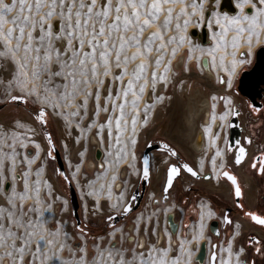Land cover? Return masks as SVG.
Masks as SVG:
<instances>
[{
    "label": "snow or ice",
    "instance_id": "obj_1",
    "mask_svg": "<svg viewBox=\"0 0 264 264\" xmlns=\"http://www.w3.org/2000/svg\"><path fill=\"white\" fill-rule=\"evenodd\" d=\"M221 7V0H0V73L7 70L11 77L5 89L8 97L13 101L31 100L36 106L35 120L41 125H47L46 115L51 109L66 128L81 130L77 143L94 127L98 129L95 135L103 143L101 133L107 129L108 144L101 176L109 172L111 175L89 190L88 195L97 197L94 209H100L99 197L103 194L114 210L123 203L120 211H131V201L124 203L123 191L111 202L112 189L121 187L116 183L121 174L120 166L126 163L128 168L132 167L130 160L136 158L138 133L149 123L150 110L165 99L163 94L156 95L158 85L167 88L176 78L173 60L179 49L187 41V61H190L199 47L187 37L189 24L207 25L213 44L200 48V56L207 53L211 57L210 64L203 62V68L216 72L217 81L221 85L227 83L229 88L238 66L245 63L243 57L251 55L253 44L264 45V0H235L238 11L234 15L220 11ZM241 44L247 45V52L238 55L236 49ZM200 56H196L198 64ZM187 61L183 69L186 73L189 72ZM133 62L130 69L129 64ZM178 64L179 61L176 66ZM221 73H227V79ZM183 84L181 80L180 85ZM13 87L20 95H11ZM211 99L215 101L217 97L213 95ZM221 99L229 106V110L219 116L220 121H225L229 114L237 113L231 108L229 97ZM211 107L215 110V103ZM253 111L260 109L254 107ZM102 112L107 114L103 123L99 120ZM212 119H216L214 114ZM83 123H87V129L82 127ZM18 128H26L27 132L20 133ZM210 129V124L204 125L206 134ZM29 134H34L33 129L20 120L13 121L9 128L0 124V264H193L194 253L190 247H185L191 241L181 240L179 253L169 255L175 243L169 231L161 232L156 225L142 223L150 220L142 215L135 217L128 233L123 228H113L108 233L107 245L94 244V253H89L86 241L75 247L68 245V234L62 230L60 221L54 229L48 227L52 204L40 206L41 188L48 189L46 195L51 199L52 185L47 179L43 182L39 178L29 179L40 145L36 144V156L23 155L18 159L17 147L26 146L24 138ZM44 137L52 146L51 133L45 131ZM210 142L215 144V137ZM27 143L36 142L28 139ZM237 144L235 163L239 165L247 153L239 141ZM164 147L169 146L164 144ZM169 151L177 155L174 149L169 148ZM228 151H233L231 146ZM47 155L51 157L53 152L49 150ZM221 155V150L217 149L212 157L213 178H227L235 196L240 197L238 178L223 170V162L220 170L216 169V157ZM78 156L83 163L85 150L79 151ZM143 159V177L147 178L150 175L148 158ZM18 166L22 169L19 172ZM252 167L264 174V155L255 159ZM80 168L81 164H77L76 171ZM182 169L193 177L198 174L188 163H184ZM180 171L181 166L177 164L168 166L164 193L169 192ZM41 172L42 165L36 168V176L40 177ZM75 176L73 173V178ZM93 183L88 181L89 185ZM56 199L61 197L56 196ZM164 199L167 200L166 195ZM33 200L35 208L30 203ZM200 207L206 208L207 203L202 201ZM33 212L35 216L31 215ZM208 215L215 213L209 208ZM246 215L264 225V216L255 212ZM224 220L229 221V218L225 216ZM204 227L201 213L199 230L192 240L203 239ZM117 232L120 233L118 241ZM165 236L167 246H164ZM66 247L70 253L67 260L61 256ZM254 250L262 251L260 247ZM221 251H227L229 257L235 255V264H246L240 259L245 248L240 247L233 253L231 240L227 249L222 247ZM211 260L216 264L215 251L211 253ZM220 264L233 262L230 258H221Z\"/></svg>",
    "mask_w": 264,
    "mask_h": 264
},
{
    "label": "rangeland",
    "instance_id": "obj_2",
    "mask_svg": "<svg viewBox=\"0 0 264 264\" xmlns=\"http://www.w3.org/2000/svg\"><path fill=\"white\" fill-rule=\"evenodd\" d=\"M178 7L179 5H177V8ZM12 14L13 13H9V15ZM7 26L8 25H5V27ZM191 26H197V24H195V22L189 24L187 29V37L191 40L193 45L199 46L196 48V50L193 53V59L187 61L188 44L186 41L185 44L181 46V48L179 49L176 58L173 60V65H174L173 70L177 74L176 78L174 79L173 82L169 83L167 88L163 87L162 84L158 85L159 94L156 95L165 94L167 96L170 94L172 98H174V100L176 101L178 99V96L181 94L180 81L183 80L184 85L188 89L189 94L192 93L193 89L194 90L197 89L200 90V92H203L198 95V98H202L200 97L201 95L208 98L210 103L209 112L210 113L215 112L216 114L215 113L214 114L218 117L222 113L229 110V106L225 104L224 99H221V97H229L231 99V102L233 103L232 100L233 95L227 83L221 85L219 82H217V84L219 85H216V87H210L207 84V82L202 78L195 77L193 75H190V77L186 76L185 74L186 72H184L183 70L184 61H187L189 66V72L191 74L199 73L196 56L200 55L199 54L200 48H208L211 47L213 44L211 39L206 44H202L200 40L192 39V37L194 36L190 35L189 33L190 29H192L190 28ZM147 31L148 30L146 29V32ZM231 35L232 33L230 32L228 34V37L230 38ZM261 46L264 45L254 43L252 46L251 54ZM130 51L131 49H129V52ZM236 51L238 55L240 52H247V45L241 44V46L238 49H236ZM218 55L219 53L217 52V56ZM180 57H182V61L177 67L176 63ZM248 57L249 55L243 57L245 59V63L247 62ZM226 59H230V57H226ZM207 61L211 62L210 56L207 58ZM134 63L135 62L129 64L130 69L134 66ZM245 63L239 65L238 70L241 67H243ZM213 73L215 74V72ZM224 76L225 79H227L226 73H224ZM0 79L3 80V82L0 83V122L6 128H9L12 126L13 121L20 120L22 123L31 126V128H33V132L36 127V129H38L39 131L40 137L43 139L44 142V147L39 148V156H37L35 163L31 167V173L29 179L30 181H32L39 178L41 182H43L44 179H47L52 185L51 199H49L46 195L48 189L43 187L41 188L42 202L40 206L43 208L48 203L52 204V208L50 210V215L48 218L49 228L54 229L56 227V222L60 221L62 230L64 232H67L68 234L67 244L75 247L77 245L84 244L86 241L88 251L91 254L94 253L95 251L93 247L94 244L100 243L102 247L104 245H107L108 233H110L113 230V228H123L124 232L128 233L130 231L129 225L133 224L135 217L140 215H142L145 218L150 217V220L142 221V223L148 222L150 224L156 225L158 229L159 227H161V231L163 232L165 230L164 217L166 215V221H167V216H168V213L165 212V209H169V211L174 213V220L180 224V228L176 232L173 233L169 231V233L172 235V240L175 241V243L172 245L173 250L171 253H169V255H175L179 253L180 241L186 239L187 241H191V243L190 244L186 243L185 247H190L195 257L196 252H194V249H195L196 241L192 240V237L196 234L197 229L199 230L198 226L201 223V220L198 217L199 210L197 208V205L202 201L203 202L207 201L210 207L215 212V214L218 217L222 218L221 212L216 211V204L214 202H209L207 199H209L208 197L212 195L214 198L217 197L222 200H226L225 196L227 195L224 191L225 189L224 190L221 189L222 191L219 192L209 191L206 187H204L203 183L201 185V183L197 181L200 179L194 178L190 173L182 169V165L177 164L174 158L170 157L171 160L167 163L168 161L167 154L169 156L171 155L168 153L166 149L162 148L157 144L159 140H162V142L166 140L165 135H163L162 132L160 131V127L163 126L165 120H168V117L166 116V114H164V110H165L164 106L165 107L167 106L166 101L157 103L159 106V110L157 111L158 115H155L153 121L149 119V123L142 130L139 143L135 148L137 159L135 162L133 160H130L132 167L128 168L126 163L120 166L121 174L118 180L116 181V183L121 184V187L119 189L113 187L112 189L113 195L111 202H115L117 196H119V193L123 191L125 193L124 203L131 201L132 204L131 211L129 213H123L122 211H120V209L123 207V203L119 205L117 209L114 210L109 206L110 201L108 197L103 194L99 197L100 209H94V205L96 204L97 197L88 195V192L91 188L98 187L100 183L107 181L111 175V173L109 172L106 176H101V173L104 171V169L101 167V164L106 158V149L108 144L107 129L105 128V130L101 133V135H103L104 137L103 143L100 142V137H97L95 135L96 131H98V129L95 127L91 131H88L87 135L85 137H82L80 142L77 143L76 138L78 136H81L80 129H77L75 127L66 128L64 125V121L56 117L52 113L51 109H48V114L46 115V119L48 120V123L43 127L38 121L35 120L34 110L36 106L33 105L31 100L27 102L13 101L6 94L5 89H6L7 80L11 79L7 70H5L3 73H0ZM125 79H127V77ZM211 82L212 83L216 82V79H212ZM214 88H216V90H213ZM212 94L217 97L215 101L211 99ZM11 95H20V93L18 92V90L15 89V87H13ZM129 99H131L130 95H129ZM142 103L143 102H141V106ZM213 103H215L216 105L215 111L211 107ZM150 111L152 112V109ZM106 119H107V114L102 112L99 117L100 122L103 123ZM82 127L84 129H87V123H83ZM149 129H152L153 131L150 132V134L148 135L146 132ZM16 130L20 133L27 132L26 128H18ZM45 131L51 133L53 143L61 151L63 159L65 157L64 155H67L68 151L71 149L70 152L71 155H69L70 158L68 161L64 160V164L68 178L71 184L73 185L74 189L76 190V194L79 202V206L77 209L80 218L79 227H77L76 220L73 215L72 204L70 201L69 185L67 184L64 177L58 171V166L55 160L54 153L51 157L47 155L48 151L51 150V148L44 137ZM69 133H71V135H69ZM34 134H29L27 137L24 138V142L26 144L24 148L17 147V152L20 153L18 159H20V157H22L23 155H28L29 157L36 156L37 154L36 144H38L37 137L39 135L36 134L35 132ZM142 135L146 137H143ZM92 136L95 139L94 141H91ZM224 136H225V126H222L221 135L217 136V138H219V143L212 144L210 142V144H208L210 146H208V149L205 151L204 154V161H205L204 168L205 170H209L210 174L213 173V175H214L213 165L211 166V163H213L212 157L214 156L217 147H218L217 149H221V144H223L224 142ZM28 139L35 140L36 143L35 144L27 143ZM8 142L11 143V140H9ZM65 144L68 145L67 149L65 148ZM97 145H99L102 148V152H103V156L100 159V166L97 160L95 159V153H94V148ZM228 147L229 146H227L226 143L225 153L222 154V156L216 157V169L220 168L221 162H223L224 164L225 163L224 161H227L228 163V160H230L231 155L229 153H226ZM81 150H85V157L83 158V163H81V158L78 156V152ZM129 150L131 151L130 145H129ZM153 154H156L164 158L167 164L165 163V166H163L162 174L159 177V180L155 183L153 187H151L152 175L154 169V164L152 162ZM144 157L148 158V167H149L150 175L149 177L146 178L147 183L145 185V189L142 194L140 203L138 205H135L138 195L140 194L141 182L142 179L144 178L143 177ZM108 158L111 159V157ZM186 162L195 170L194 165L192 164V162L189 160L188 157H186ZM77 164H81V168L79 172L76 171ZM172 164H177L178 166H181V171L178 174V176L174 178L173 186L170 188L169 192L164 193L163 186L164 183L166 182L167 168L169 165ZM41 165H42V172L40 174V177H37L36 168L40 167ZM21 170H22L21 167L18 166L17 172ZM73 173H76L75 178H73ZM214 179L215 181H219L217 178ZM88 181H93L94 183L92 185H89ZM124 181H127V184H124L123 183ZM165 195L167 196V200L164 199ZM56 196H60L61 199L57 200ZM65 201H67V204H65ZM30 203H32L33 208H35L36 206L35 201L34 200L30 201ZM89 207H92V209L90 210ZM94 212L95 214H93ZM31 215L35 216V212L31 213ZM46 215H48V213H46ZM109 217H111V219H109ZM209 222L210 221H208L207 224L204 223L205 227L203 230V238L212 241V236L208 232ZM167 229L170 228H168L167 226ZM132 234L134 236L136 235L135 232H133ZM230 235H228V237L225 238L223 241L221 240L219 241L217 247V253L219 248H220L219 250L221 251L222 247L224 249L228 247L227 245L229 242ZM119 237H120V233L117 232L116 233L117 241L119 240ZM100 238H102V240ZM60 239H63V237H60ZM164 240H165L164 246H167L168 237L165 236ZM58 246L59 245L57 243L56 247ZM127 246L131 247V245H127ZM239 248H240L239 245L237 244L234 245L235 251H238ZM61 256L65 260L69 258L70 253L67 247L61 253ZM229 258L232 260L233 264H235V260H236L235 255H232ZM240 259L246 262L244 255H241ZM193 264H199V263L195 259H193Z\"/></svg>",
    "mask_w": 264,
    "mask_h": 264
},
{
    "label": "flooded vegetation",
    "instance_id": "obj_3",
    "mask_svg": "<svg viewBox=\"0 0 264 264\" xmlns=\"http://www.w3.org/2000/svg\"><path fill=\"white\" fill-rule=\"evenodd\" d=\"M221 74L224 75V73ZM213 79H216V76H214ZM217 82L218 81L216 79L215 84L219 85L217 84ZM216 85L214 87H216ZM230 91L233 95V103L231 108L235 110L237 114H229L228 136L226 139V143L227 146H231L233 151L227 150L226 153H229L231 155V158L230 160H228V163L227 161H224L225 168L223 170L231 172L238 178V183L241 188L242 194L240 197H236L231 182L228 181L227 178L223 177L218 179L219 182H222L225 186H227V196H225L226 200H222L217 197L214 198L212 195L209 196V199L207 200L216 204V211L221 212L222 218L218 217L215 214L207 220V222H211L212 220L216 221L215 225L213 226V230L211 229L210 222L208 223V232L212 236V241L206 240L205 238L201 239L199 241V244L195 243L194 252L198 250L200 242H204L205 252L202 264H209L210 256L213 252L212 245L215 244L216 264H218L220 248L218 249L217 253V247L219 241H223L225 238L228 237V235L231 234L229 236V240L232 241V251L236 252L234 249L235 244L239 245L240 247H244L246 251L244 254L241 255H244L246 264H264V225L258 224L257 222L251 220L250 216L246 215V213L248 212H255L258 215L264 216V174L258 172L256 168L252 167L253 161L261 155H264V51H262L261 54L258 56V49H256L248 57L245 65L241 67L234 76ZM254 107L259 108L260 111L254 112ZM232 117L234 118L235 126H237L238 129L230 128V118L232 119ZM201 122L203 123V117L201 118ZM42 126L44 127L45 125ZM187 137L188 135L182 137L181 139L183 142L185 141L184 143H187L186 145L188 146ZM165 139L167 141L164 140L162 142V140H159L157 144L162 148L166 149L171 155L169 156L166 153L168 157L167 163L171 160L170 157L174 158L177 164L180 165L187 163L186 157H188L190 160L188 154L183 151L179 144H177L172 139L166 136ZM194 139L195 135L193 136L191 142H193ZM231 139H233L232 144L229 143ZM168 141L171 143H169ZM238 141L240 145H243L246 148L247 153L245 158L241 161L239 165L235 163V150L239 147V145L237 144ZM165 143L168 144V148L164 147ZM98 147L101 149L99 145ZM169 148L174 149L177 152V155L173 156L169 151ZM189 148L193 152L202 151L204 149V136L203 146L201 150L195 151L191 144H189ZM102 156L103 152L101 153L100 157L102 158ZM163 166H165V164ZM194 167V171L198 173L197 176H195L194 178L200 179L197 181H199L201 185V181L203 180L214 179L213 173L210 174L209 170H204L203 172H200V170H198L195 165ZM259 167L260 164L257 161V168ZM151 187H153L152 184ZM208 190L212 191L210 189ZM212 192H217V190ZM210 209L212 212H214L211 207ZM166 213H168V216L172 215V218L174 219V213H172L171 211H168ZM168 216L167 224L165 223L166 215L164 217L165 229H167V226L169 228ZM225 216L229 218V221L224 220ZM179 228L180 224L178 223V229ZM159 230L161 231V227H159ZM167 230L171 231L170 229ZM250 240H252L253 242L249 243ZM256 247H260L262 251L256 252L254 250Z\"/></svg>",
    "mask_w": 264,
    "mask_h": 264
},
{
    "label": "bare ground",
    "instance_id": "obj_4",
    "mask_svg": "<svg viewBox=\"0 0 264 264\" xmlns=\"http://www.w3.org/2000/svg\"><path fill=\"white\" fill-rule=\"evenodd\" d=\"M221 3L223 4V7H222V9H219V10L222 11V12H228L229 14H233L234 15L238 11L235 8V0H221ZM232 7H234L236 9L235 13H230L227 10L228 8H232ZM202 26H204V23L199 24L197 26H191L190 27V28H192L190 30H195L194 31L195 36L192 37V39L200 40L199 32H200ZM206 31H207V42H209V40L211 39V36H210V32L208 30L207 25H206ZM190 32L191 31H189V33ZM190 35H192V34L190 33ZM200 42H201V40H200ZM203 57L208 58L209 56L207 54H204L203 56H200V63L198 64L199 73H195L194 72L195 74H193V73L191 74L190 72H187L185 74L188 77H190V75H193L195 77L202 78V79H204L207 82V84L209 86H213L214 87L216 84H215V82L212 83L211 80L214 78V76H216V72H215V74L213 72L210 73L209 69L203 68V64H202V58ZM178 61H179V64H180V62L182 61V57H180L178 59ZM208 63L210 64L211 62L208 61ZM179 64H178V66H179ZM176 65H177V63H176ZM180 89H181V94L178 96V99L176 101L174 100V98H172V96L170 94L167 95V96L165 94H163L164 97H165V99L163 101H166V103H167L166 104L167 106L166 107L164 106V109H165L164 110V114H166V116L168 117V120H165L163 126L160 127V131L162 132L163 135H165L166 137L172 139L174 142L179 144V146L183 149V151L188 154V156L190 157L191 162L197 167L198 170L204 171L205 170V168H204V164H205L204 154H205V151L208 149V146H210L208 144H210V140H211L212 137H215V139H216L215 140V144L219 143V138H217V136L221 135L222 126H225V136H224V142H223V144H221V149H219V150H221L222 154L225 153V144H226V139H227V136H228L229 115L227 116V119L225 121H220L219 116L217 117L215 115L216 114L215 112H213V113L209 112L210 103H209L208 98L204 97L203 95L200 96L202 98H198V95L203 93V92H200V90H197V89L196 90L193 89L192 93L189 94L188 89L185 87L184 84L180 86ZM213 90H216V88H214ZM156 94H159V90L157 91ZM212 96H213V94H212ZM160 102H162V101H160ZM158 110H159V106L157 104L152 109L151 116L149 117L150 120L153 121L155 115H158V112H157ZM213 114L216 116L215 120L212 119ZM202 117H203V123L201 122V118ZM205 124H210L211 125L210 132H208L207 134L204 132V125ZM156 127H157V125H156ZM230 128L231 129L232 128L238 129V127L235 126V121H234L233 117H232V119L230 118ZM143 129H144V127L138 133L137 144L139 143L140 135L142 134V130ZM152 131H153L152 129H149L146 133L149 135L150 132H152ZM34 132L39 135V131H38V129H36V127H35ZM187 135H188V137H187L188 138V146L186 145L187 143L185 144L184 143L185 141L183 142L182 139H181L182 137H185ZM194 135H195V139H194L193 142H191V140H192ZM142 136L146 137L144 135H142ZM203 136H204V149L202 151H200V152H193L189 148V144H191V146L194 148L195 151L201 150V148L203 146ZM35 137H37V136H35ZM145 139H147V138H145ZM37 140H38V144L40 145V148H43L44 147V142H43V139L40 137V135L37 137ZM94 140L95 139L92 136L91 141H94ZM229 143L232 144L233 143V139H231ZM137 144H136V146H137ZM136 146H135V148H136ZM96 148L100 149L98 147V145L95 147V149ZM217 148H216V151H217ZM101 149H100V151L102 153ZM216 151H215V153H216ZM70 152H71V149L68 151L67 155H64L65 156L64 157L65 161L69 160V158H70L69 155H71ZM100 158H96L97 162L99 163V166H100ZM136 159H137V157L133 161L135 162ZM152 162L154 164V171H153V175H152V180H153L152 181V186H154L155 183L159 180V177L162 174V168H163V165L165 164V160H164V158L154 154L152 156ZM201 163H203V167H201ZM212 165H213V163H211V166ZM217 170H220V168L217 169ZM214 175H215V172H214ZM201 182L204 184V186L206 188H208V189H210L212 191H215V190L222 191L221 189H223V190L225 189L224 190L225 193L227 192V188H226L227 186H225L224 184L220 183L219 181H215V179L203 180ZM201 203L202 202H200L198 204L199 218L201 220V213H203V223H206L207 220L209 218H211V216L208 215V209L210 207L208 205L209 203L206 201L207 207L202 209L200 207ZM89 209L91 210L92 207H89ZM197 231H198V229H197ZM196 243L199 244V241H196ZM225 249H227V248H225ZM221 258H229V253L227 251H220L218 264H220Z\"/></svg>",
    "mask_w": 264,
    "mask_h": 264
},
{
    "label": "water",
    "instance_id": "obj_5",
    "mask_svg": "<svg viewBox=\"0 0 264 264\" xmlns=\"http://www.w3.org/2000/svg\"><path fill=\"white\" fill-rule=\"evenodd\" d=\"M221 5L223 7V4L222 3H221ZM222 7L220 9H222ZM227 10L230 13H235L236 12V9L234 7L228 8ZM190 31H191L190 33L193 36H195V33H194L195 30H190ZM199 37H200L201 42L203 44H206V42H207L206 24H204V26H202V28H201V30L199 32ZM262 51H264V46H261V47L258 48V56L261 54ZM204 61H207V58L206 57H203L202 58V64H203ZM50 148H51L52 152L54 153L55 160H56L57 166H58V171L60 173H64L63 177L66 180L67 184L69 185L70 201H71V204H72L73 215H74V218L76 220V224L79 225L80 218H79L78 211H77L78 206H79V202H78L76 190L74 189L73 185L71 184V182H70V180L68 178V175H67L66 170H65L64 159L62 157V154H61L59 148L56 147L54 143H53L52 146H50ZM100 156H101V151H100V149L96 148L95 149V157L96 158H100ZM146 183H147V179L144 177L142 179V182H141L140 194L138 195V198H137V201H136V204L135 205H138L140 203V200L142 198V194L144 192ZM215 223H216L215 220H212L210 222V226H211V229L212 230H213V226L215 225ZM168 225H169L170 230L173 233L178 230V222H176L172 218V215H169L168 216ZM214 245L215 244L212 245L213 251H215V248H216V247L215 248L213 247ZM204 252H205V243L204 242H201L200 245H199V249L196 251V254H195V257H194V259L199 264H202V260H203V257H204ZM209 264H212L211 256H210Z\"/></svg>",
    "mask_w": 264,
    "mask_h": 264
}]
</instances>
